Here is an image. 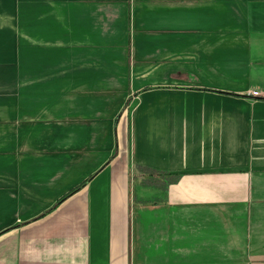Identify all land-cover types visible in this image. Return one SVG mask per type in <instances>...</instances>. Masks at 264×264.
<instances>
[{
	"label": "crops",
	"instance_id": "1",
	"mask_svg": "<svg viewBox=\"0 0 264 264\" xmlns=\"http://www.w3.org/2000/svg\"><path fill=\"white\" fill-rule=\"evenodd\" d=\"M0 264H264V0H0Z\"/></svg>",
	"mask_w": 264,
	"mask_h": 264
},
{
	"label": "rangeland",
	"instance_id": "2",
	"mask_svg": "<svg viewBox=\"0 0 264 264\" xmlns=\"http://www.w3.org/2000/svg\"><path fill=\"white\" fill-rule=\"evenodd\" d=\"M224 205V206H223ZM223 205H219V203L217 202V203H213V208H215V209H219L220 207H222L223 206V208H225V204H223ZM220 206V207H219ZM216 221H221V220H224V219H220V218H218V219H215ZM233 244V246H237L238 248L240 247V243L238 242L237 244H236V242H233L232 243ZM232 252H235V251H232ZM238 252H240V250H238ZM234 259V258H233ZM235 260V259H234ZM237 262V261H236ZM229 263H231V262H229Z\"/></svg>",
	"mask_w": 264,
	"mask_h": 264
},
{
	"label": "built area",
	"instance_id": "3",
	"mask_svg": "<svg viewBox=\"0 0 264 264\" xmlns=\"http://www.w3.org/2000/svg\"><path fill=\"white\" fill-rule=\"evenodd\" d=\"M251 92V94H253V95H256L257 94V91H255V90H252V91H250Z\"/></svg>",
	"mask_w": 264,
	"mask_h": 264
}]
</instances>
